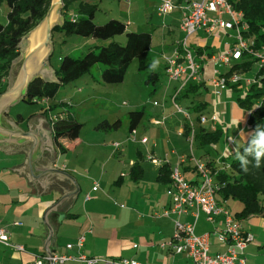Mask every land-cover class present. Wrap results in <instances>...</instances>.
<instances>
[{
  "label": "crops",
  "instance_id": "obj_1",
  "mask_svg": "<svg viewBox=\"0 0 264 264\" xmlns=\"http://www.w3.org/2000/svg\"><path fill=\"white\" fill-rule=\"evenodd\" d=\"M160 1L124 0V19L121 17L120 19L125 21L126 31L142 32L140 29H143V26L133 18L136 16L142 19L149 18L151 15L149 9H153L158 15ZM189 4L182 2L177 5L172 12L164 15L165 19L160 26L162 45H166L168 39L166 34L174 37L168 50L166 48L159 50L162 55L164 86L165 90H170V101L167 98L161 104L153 101L156 107L143 110V115L135 126L136 141L126 140L118 149L109 150L104 169L113 160V155L120 157L116 159L111 175H97L96 154L89 164L82 168V171L89 175L81 173V154L78 151L75 159L69 157L76 147L87 144L80 132L78 136L64 140L55 138L48 114L44 113L43 108L60 99L40 100L38 101L40 107L37 109H14L20 102H25L24 100L17 101L10 107L0 108V139H3L0 140V228L8 232L11 245H22L24 248L21 251L0 243V264H32L37 255L47 254V251L72 256L84 253L88 256H104L114 260L128 258L143 264H191L184 255L173 253L161 245L172 236L175 220L192 223L194 217L190 213L163 214L172 203L171 183H164L157 178L162 163L168 162L174 167L178 165L181 156L186 157L183 167L194 166V160L188 158V155H191L189 142L181 135L186 119L181 113L173 111L172 96L179 88L182 90L185 84L195 80L189 79L183 85L182 79L168 81L165 72V57L173 54L178 42L184 37L180 23ZM207 15L217 17L213 12ZM221 17L230 20L227 13ZM174 28L178 34H175ZM235 35V28L217 27L212 31L199 28L186 37V43L198 59H204L209 51L217 54L228 50L235 42ZM198 47L203 51L196 55L194 49ZM41 73L51 78L55 76L57 79L56 70L50 63L42 68ZM212 75L213 66L208 57L203 60L200 70L201 81H206L207 85V80ZM7 85L8 79L6 87ZM209 88L211 87L207 85L202 92L209 91ZM230 90L226 88L217 95L212 91L211 114L206 115V107L204 109L205 116L216 115L215 121L207 122L210 123L209 127H206L207 123L204 125L206 129L212 130L215 126L223 129L219 140L220 151L217 150L218 152L211 157L235 156L241 144L251 134L247 122L248 115L237 103L231 101L230 94H227ZM202 101L206 102L205 97L199 100ZM70 112L74 116L71 109ZM153 119H163V123L154 124ZM173 122H176L175 128L170 126ZM199 124L201 123L197 121L195 127ZM94 131L96 132L95 128ZM172 133L179 138H172ZM146 136L147 142L140 143L139 139ZM87 145L88 148H95L96 142H89ZM106 147L111 145L107 144ZM137 152H141L147 160H150L148 155H151L159 159L160 163L154 164L150 160L149 167H153L152 175H144L143 168L142 177L135 181L128 173L130 166L136 161ZM192 152L194 159L203 160L195 155L194 150ZM119 160L123 161V165ZM53 168L67 172L73 180L51 171ZM105 173L106 170H103V174ZM185 176L189 180H199V175L190 170L186 171ZM73 181L78 187L76 195H71L75 190ZM95 183L98 184V188L93 190ZM87 194L90 195L89 199H86ZM223 205L232 216L241 209V203L232 199L225 201ZM222 219L219 216L213 223L208 221L203 213H199L195 221V233H208L209 251L212 254L224 250L214 232L219 223L222 226ZM240 223L245 231L252 234V239L244 249L246 263L264 264V217L253 215L242 219ZM81 235L84 241L79 248L76 241ZM69 243L72 244L71 248L66 247ZM42 264L49 263L43 261ZM56 264L84 263L71 259Z\"/></svg>",
  "mask_w": 264,
  "mask_h": 264
},
{
  "label": "trees",
  "instance_id": "obj_2",
  "mask_svg": "<svg viewBox=\"0 0 264 264\" xmlns=\"http://www.w3.org/2000/svg\"><path fill=\"white\" fill-rule=\"evenodd\" d=\"M226 1L234 11L241 13V22L244 28L240 32L242 38L247 41L248 48L242 51L238 60H232L224 68L223 75L229 76L232 73L247 75L254 63L259 64L253 74L254 83L245 85L242 82H237L227 86L233 91L246 88L245 94L236 98V103L240 108L249 112L247 122L252 134L258 125H264V63H260L256 57V53H260L264 47V0ZM182 2L188 4L191 0H177L175 3L179 5ZM49 3L50 0H0V6L5 4L8 7L5 12V20L0 21V93L5 90L11 63L19 54L18 43L22 36L43 18ZM97 9L98 5L93 0H63V8L61 9L63 22L53 28L52 39L55 34H61L63 37L78 35L91 37L96 40V44L87 46V51L78 57H72L69 54L61 57L59 65L55 69L57 77L55 81H44L40 77L34 78L28 85L24 97L25 102L34 103L40 100L53 99L63 85L90 73L95 64L103 66L100 73L102 82L121 83L124 80L128 65L133 59L137 61L138 70H150L146 81L150 80L154 84L153 90L156 89L155 85L160 81V71L152 70L151 67L154 63L150 55L151 33L146 31L127 32L126 23L118 18H110L103 24H96L93 18ZM120 34H125L124 44L113 40L115 36ZM100 40L107 41V44H104L103 41L100 42ZM63 41L65 39L61 40L60 44ZM194 51L196 55H199L203 49L198 47ZM213 54V52H207V56L203 60ZM184 86L182 90H179L178 97H188L191 93L196 95L207 87L204 80L190 81ZM70 105L69 101L60 100L43 108L44 113L48 114L55 138L64 140L76 137L80 132L82 124L71 114ZM205 107L206 102L202 101L189 104L183 109L185 111L191 109V111L196 112V121H199L200 117L204 115ZM142 115L143 109L128 112L130 132L135 129ZM184 119L186 118L184 117ZM120 124V119L114 121L103 119L95 125V129L117 130ZM204 125L199 124L193 128L192 151L206 149V152L209 153V147L215 145L222 136L223 129L220 126L207 130ZM191 130L192 127L186 120L181 135L189 139ZM250 135L239 147V153H244ZM253 155L246 157L248 164L247 171H244L240 161L236 158L237 154L233 157H211L207 156L206 153L200 154V157L203 158L201 161L205 164L217 187L215 190L216 201L222 206L229 199L241 203V209L233 214L234 220L239 223L242 219L253 215L264 217V157H261L260 165L257 166ZM190 157L192 156L188 155V158ZM143 160V154L137 152L136 161L130 166L128 173L132 180L137 181L142 177L141 161ZM183 163L184 161H179L178 165L184 175L187 170L196 172L198 175L195 165L183 167ZM171 171L172 167L168 162L162 163L158 169V180L171 183ZM189 181L196 182L195 180Z\"/></svg>",
  "mask_w": 264,
  "mask_h": 264
},
{
  "label": "built area",
  "instance_id": "obj_3",
  "mask_svg": "<svg viewBox=\"0 0 264 264\" xmlns=\"http://www.w3.org/2000/svg\"><path fill=\"white\" fill-rule=\"evenodd\" d=\"M177 7L173 0H161L157 13L164 16ZM213 12L217 15L216 18L209 17L207 13ZM227 13L230 20H225L221 16ZM236 29L235 42L225 52L213 54L209 57V61L213 66V75L207 80V85L211 87L214 94H219L226 89L228 84L242 82L249 85L255 82L253 76L232 73L229 76L223 75V70L232 60H238L242 51L248 48V43L241 36L240 30L244 28L241 22V13L232 9L231 5L226 0H200L191 1L180 23V29L184 33V37L178 42V47L169 57H165V72L168 81L183 80V85L189 80L201 81L200 70L202 68L203 59H198L186 43V37L199 28L212 31L215 28ZM256 57L260 63H264V47L260 53H256ZM181 84V85H182ZM183 85L181 87H183ZM179 88L172 96V105L174 109L181 113L190 123L192 130L189 136L191 158L197 168L199 180L196 182L189 181L182 173L179 165L172 167L171 171V206L163 211V214H180L185 215L190 213L194 217V222H183L175 220L174 232L169 240L161 243L162 247H167L170 251L176 254L184 255L191 264H247L244 257V249L247 243L252 239V234L245 231L241 224L234 220L232 214L226 207L220 205L215 199L216 185L213 177L209 174L205 164L194 159L192 155L191 143L194 132V124L190 120L189 113L180 107L175 98L179 93ZM156 102H154L155 104ZM216 115L213 114L210 118L202 115L199 119L201 124H206L208 121H215ZM154 124H162L163 119H153ZM136 130L130 132V140L136 141ZM139 142L145 144L146 137L139 139ZM115 149L120 147L118 142L113 144ZM148 158L154 163L159 164L160 160L148 155ZM184 156L179 158V161H184ZM98 188L95 183L93 190ZM90 195H86L89 199ZM199 213H203L207 220L215 222L221 216L222 226L215 227L217 240L223 245L224 250L221 252L210 253L208 233H195V221ZM84 237L81 235L76 241L77 247H81ZM0 243L14 247L17 250H24L22 245L10 244L8 232L0 228ZM67 248H71L72 244H67ZM75 259L84 264H143L134 259L120 258L110 259L108 257L88 256L84 253H79L76 256L69 254H47L37 255L32 264H42L43 261L51 262L52 264L63 263L66 260Z\"/></svg>",
  "mask_w": 264,
  "mask_h": 264
},
{
  "label": "rangeland",
  "instance_id": "obj_4",
  "mask_svg": "<svg viewBox=\"0 0 264 264\" xmlns=\"http://www.w3.org/2000/svg\"><path fill=\"white\" fill-rule=\"evenodd\" d=\"M123 1L124 0H93V2L98 5V9L95 12L93 21L96 24H103L110 18H118L122 21L120 17L123 18V13L125 11V2ZM7 8L8 7L5 4H2L0 6V21L5 20V12L7 11ZM149 10L150 11L148 12L151 14L149 18L144 17L142 19L136 16L135 19L133 18V20L143 26V29L140 30L150 32L153 36L150 55L154 63H156V67L152 70L160 71V81L157 82V84L155 85V90H153L154 84H152L150 80L146 81L150 70H138L137 61L136 59H133L128 65L124 80L121 83L109 84L102 82L100 80V73L103 66L101 64H95L94 66H92L90 73L84 75L76 81L63 85L53 98L54 101L58 99L69 101V103L71 104L70 109L73 112L76 120L82 124L79 130L82 139L87 142V144L89 142H96L95 148H88L87 144H82L79 147H76L75 150H73L71 154H69V157H72L73 159L77 157L76 151L81 154L80 166L81 173L83 175H89L87 173H84L82 171V168L89 164L95 154L97 160L96 169L98 170L97 175L112 174V168L116 163V159L120 158L119 155H113V160L108 163L105 169L104 164L108 159L109 150L115 149L113 147V144L115 142H118L119 144H121V146H123V144H125L124 141L130 140L129 133L131 128L128 112L136 109H143L144 111L150 110L151 107H156L153 105V101H157L160 104L164 102L165 98L170 101V90H165L164 86L165 77L162 71V55L161 53H159V50L161 48H166V50H168V48L172 46L170 44L171 40L174 37L173 35L170 36L169 34H166V37L168 38L166 40V45H162V28L160 26L163 20L165 19V16H158L156 12L153 11V9ZM173 14H175V11L173 12ZM174 31L175 34H178L175 28ZM53 39V49L48 57L49 63L53 69H56L58 67L60 58L65 56L66 54H69L72 57H78L87 51V46L91 44H96L95 39L78 35L63 37L61 34H55ZM64 39L65 41L60 44L61 40ZM113 40L124 44L126 37L124 34H120L115 36ZM101 41H103L104 44H107V41L100 40V42ZM258 67L259 64L254 63L251 71L247 74V76H253L254 72L257 70ZM245 92L246 88L244 87L239 89L238 91H227V94L229 93L231 101L236 103V98L238 96H243ZM211 93L212 89L209 88V91L206 90L196 95L191 93V95H189L188 97L176 96L175 102L180 107L185 108L187 105L195 104L199 102L200 99L205 97V100L207 102V106L205 109L207 113L205 114L210 115L212 112V104L210 105V99L212 97ZM191 101L192 103H190ZM37 107H40V103L38 102L30 104L26 102H20L14 109H37ZM228 108L230 110V106H228ZM173 111L176 112L175 109H173ZM186 111L189 112L190 120H192L195 127V125L197 124V113L191 111V109H186ZM245 111L248 115L249 112L247 110ZM117 118L121 120V125L117 130L108 131L96 129V132L94 131L95 125H97L101 120H116ZM227 118L229 119V117ZM143 122H145V120H143ZM175 124L176 122H173L170 126L172 128H175ZM222 125L223 127H225L223 122ZM209 126L210 123H207L206 127ZM171 137L177 139L179 138L174 133H172ZM107 144L111 145V147H106ZM219 145L220 141L217 142L215 145L210 146V154L206 152V149H203L202 151L195 150V155L200 156L201 153H206L207 156H212L214 155V153L220 151ZM126 146H128V144H126ZM119 162L123 165V161L119 160ZM149 165H151L150 160H147L145 158L142 162V166L144 168V175H152L153 167L150 168ZM75 170L76 172H78L77 169ZM103 170H106L107 173L103 174Z\"/></svg>",
  "mask_w": 264,
  "mask_h": 264
},
{
  "label": "water",
  "instance_id": "obj_5",
  "mask_svg": "<svg viewBox=\"0 0 264 264\" xmlns=\"http://www.w3.org/2000/svg\"><path fill=\"white\" fill-rule=\"evenodd\" d=\"M62 8L63 0H50L49 7L43 18L35 27L22 36L20 42L18 43L19 54L12 61L8 72V85L5 90L0 93V108L5 106L10 107L13 103L24 100L29 83L36 77H41L44 81L56 80L55 76L53 78L47 77L41 72L42 68L49 63L48 57L53 49L52 30L56 25H60L63 22V16L61 15ZM0 140L2 141L3 139ZM31 161H29V163ZM50 170L61 173L68 177V179L73 180V177L65 171L57 168ZM73 183L75 185V190L71 193V195H76L78 187L74 181ZM47 255L51 256L52 253L47 251ZM49 264L52 263L49 262Z\"/></svg>",
  "mask_w": 264,
  "mask_h": 264
},
{
  "label": "clouds",
  "instance_id": "obj_6",
  "mask_svg": "<svg viewBox=\"0 0 264 264\" xmlns=\"http://www.w3.org/2000/svg\"><path fill=\"white\" fill-rule=\"evenodd\" d=\"M151 67L155 68L156 63H153ZM249 155L254 156L256 165L259 166L261 157H264V125H258L250 135L247 146L244 148V153L237 152L236 158L240 161L241 168L244 171H247L248 159L246 157Z\"/></svg>",
  "mask_w": 264,
  "mask_h": 264
}]
</instances>
